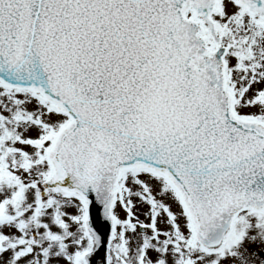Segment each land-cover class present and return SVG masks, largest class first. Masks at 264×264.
Listing matches in <instances>:
<instances>
[{"label":"snow or ice","instance_id":"6c2138e0","mask_svg":"<svg viewBox=\"0 0 264 264\" xmlns=\"http://www.w3.org/2000/svg\"><path fill=\"white\" fill-rule=\"evenodd\" d=\"M0 264H264V0H0Z\"/></svg>","mask_w":264,"mask_h":264}]
</instances>
